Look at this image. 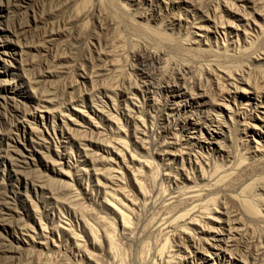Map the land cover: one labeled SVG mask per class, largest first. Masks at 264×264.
I'll list each match as a JSON object with an SVG mask.
<instances>
[{
    "label": "rangeland",
    "instance_id": "obj_1",
    "mask_svg": "<svg viewBox=\"0 0 264 264\" xmlns=\"http://www.w3.org/2000/svg\"><path fill=\"white\" fill-rule=\"evenodd\" d=\"M151 263L264 264V0H0V264Z\"/></svg>",
    "mask_w": 264,
    "mask_h": 264
},
{
    "label": "bare ground",
    "instance_id": "obj_2",
    "mask_svg": "<svg viewBox=\"0 0 264 264\" xmlns=\"http://www.w3.org/2000/svg\"><path fill=\"white\" fill-rule=\"evenodd\" d=\"M110 1V0H109ZM111 2H109V4H110ZM107 5H108V3H107ZM110 6V5H109ZM113 6V5H112ZM118 8V7H117ZM193 124H192V121L191 120H189V119H186V120H183V123H182V126H183V128H182V131L184 130V131H188L189 130V127L190 126H192ZM212 134H214L213 136L214 137H218V133L216 132V131H212ZM122 144V146H124L125 144H124V142H122V141H120L119 142V145H121ZM124 144V145H123ZM253 166V165H252ZM258 167V166H257ZM256 167V168H257ZM252 168V167H251ZM255 168V169H256ZM254 169V168H253ZM254 169V170H255ZM245 170V169H244ZM150 175V173L148 174V177L149 178H151L152 176H149ZM139 178H141V177H134V179H133V181H134V185H135V187H137V189L139 190V192H141L142 194H144V187H143V184L141 183V181H140V179ZM147 178V177H146ZM143 180V179H142ZM151 181V180H150ZM112 182V181H111ZM220 182V181H219ZM220 185V183H216L215 182V184H213L212 186L214 187V186H216V188H217V185ZM222 187V186H221ZM221 187L219 186V191H222V192H224V190H222L221 189ZM215 188V187H214ZM217 190V189H216ZM201 189H196V190H194V191H189L188 193H187V196H186V199H188V200H190V201H193V202H199V201H201ZM226 192H224V194H225ZM108 196V195H107ZM109 196H111L113 199H110L109 201H107V207H109L110 209H111V211L114 213V215H115V217H116V219L118 220V222H119V224L121 225V228H122V234L126 237V236H128V232L130 231V225H131V223H130V221H129V213H131V212H129L128 214H127V212H128V210H130L129 208V205L127 206L125 203H124V201L122 202V201H120L118 198H116V197H118V196H116V195H114V196H112V195H109ZM116 196V197H115ZM110 197V198H111ZM144 197V196H143ZM225 197L228 199V201L230 202V203H232L233 205H236V206H238L239 207V211H246V212H249V214L251 213H253L254 212V208H252L247 202H239L238 203V198H236V197H234V196H231V195H227V194H225ZM123 198V197H122ZM121 198V199H122ZM165 198V197H164ZM105 199V198H104ZM109 199V198H108ZM107 200V199H106ZM113 200V201H112ZM165 200V199H164ZM165 201H167L166 203H168V204H166L165 202H164V204H166L165 205V207L166 206H168V207H172V203L173 202H177V201H179V199L177 198V197H170L169 199L167 198ZM213 201H214V199L213 198H210V199H208L205 203H199L198 204V206L200 207V208H204V207H206V206H210L212 203H213ZM130 203H132V202H130ZM134 203V202H133ZM128 204V203H127ZM163 204V203H162ZM162 206V205H161ZM238 207H237V210H238ZM167 208V207H166ZM239 211H237L238 213H239ZM243 211V212H244ZM245 212V213H246ZM257 214V213H256ZM254 215V214H253ZM258 215V214H257ZM101 218V217H100ZM184 218H185V215H183V214H179V215H177V216H175L174 218H173V221L174 222H181V221H183L184 220ZM84 220V219H83ZM85 221V220H84ZM90 221V220H89ZM98 221V220H97ZM101 223H103V221H104V226H105V228H104V231L102 232L103 233V240H104V242H105V244L107 245V248H108V252L109 253H111L110 254V256L112 257V255H113V257L115 258V255H116V257H118L119 259H118V261L121 259L120 257H122V259H123V256L121 255L120 256V254H121V250L122 249H120L121 248V246L115 241V239H114V237H113V234H115V232H116V227H115V225L113 224V223H110V222H106L103 218H101ZM83 223H86V221L85 222H83ZM88 223V222H87ZM84 224L85 225V227L87 228V231L89 232V235L91 236V239H92V242H93V244L94 243H96V245H97V242H99V239H98V237H97V235H99V234H97L98 233V227H95L94 225H92V224ZM91 223V222H90ZM98 225V224H97ZM150 226V225H149ZM151 227V226H150ZM162 228V227H161ZM132 229V228H131ZM143 229V228H142ZM99 230H101L100 228H99ZM147 230H149V229H147ZM145 231V230H144ZM162 231V230H161ZM132 231H130V233H131ZM102 235V234H101ZM130 237V236H129ZM98 239V240H97ZM142 240V239H141ZM144 242V241H143ZM99 244H100V242H99ZM99 244L97 245V246H99ZM169 244V242L168 241H164V243L160 246V248H159V250H162L163 248H165L167 245ZM170 245V244H169ZM144 247H145V245H143ZM142 246V250H143V247ZM152 246H153V244H152ZM167 248V247H166ZM165 248V249H166ZM150 249V248H149ZM146 250V249H145ZM147 251V250H146ZM122 252H123V250H122ZM144 252V251H143ZM162 252H163V250H162ZM161 252V253H162ZM148 253V252H147ZM147 253H146V255H147ZM161 253H160V251H158V253L157 254H160V256H162L161 255ZM123 254V253H122ZM145 254V253H144ZM144 254H142V255H144ZM140 256H141V252H140ZM159 256V257H160ZM145 256H143V258H144ZM114 258H113V260H114ZM140 258H142V257H140ZM147 258H148V256H147ZM123 261V260H122ZM121 261V262H122ZM144 261V260H143ZM142 261V262H143ZM151 262V261H150ZM144 263H146V262H144ZM154 263V262H153ZM152 264V263H151Z\"/></svg>",
    "mask_w": 264,
    "mask_h": 264
}]
</instances>
